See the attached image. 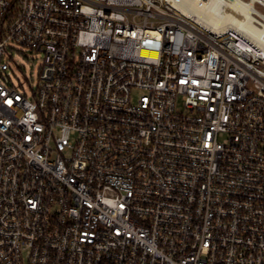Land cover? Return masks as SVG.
<instances>
[{
  "label": "built area",
  "instance_id": "2783aa9c",
  "mask_svg": "<svg viewBox=\"0 0 264 264\" xmlns=\"http://www.w3.org/2000/svg\"><path fill=\"white\" fill-rule=\"evenodd\" d=\"M230 33L0 0V264H264V43ZM13 46L42 54L31 96Z\"/></svg>",
  "mask_w": 264,
  "mask_h": 264
},
{
  "label": "bare ground",
  "instance_id": "6f19581e",
  "mask_svg": "<svg viewBox=\"0 0 264 264\" xmlns=\"http://www.w3.org/2000/svg\"><path fill=\"white\" fill-rule=\"evenodd\" d=\"M182 17L202 29L227 36L232 30L242 35L250 33L258 42L264 43V27L255 28L253 23L262 14L256 3L264 0H163Z\"/></svg>",
  "mask_w": 264,
  "mask_h": 264
},
{
  "label": "rangeland",
  "instance_id": "374dc122",
  "mask_svg": "<svg viewBox=\"0 0 264 264\" xmlns=\"http://www.w3.org/2000/svg\"><path fill=\"white\" fill-rule=\"evenodd\" d=\"M257 8L264 13L263 7L257 5ZM7 59L12 69L4 73L2 77L17 87L20 92L31 96L42 64V54L31 52L20 46H13L7 54Z\"/></svg>",
  "mask_w": 264,
  "mask_h": 264
}]
</instances>
